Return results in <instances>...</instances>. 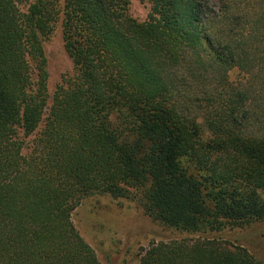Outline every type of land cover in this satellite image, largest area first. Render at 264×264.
Listing matches in <instances>:
<instances>
[{
    "label": "trees",
    "instance_id": "16d2710c",
    "mask_svg": "<svg viewBox=\"0 0 264 264\" xmlns=\"http://www.w3.org/2000/svg\"><path fill=\"white\" fill-rule=\"evenodd\" d=\"M24 1L0 0V264H100L72 222L95 194L202 235L139 264H260L203 234L264 220V0Z\"/></svg>",
    "mask_w": 264,
    "mask_h": 264
},
{
    "label": "rangeland",
    "instance_id": "374dc122",
    "mask_svg": "<svg viewBox=\"0 0 264 264\" xmlns=\"http://www.w3.org/2000/svg\"><path fill=\"white\" fill-rule=\"evenodd\" d=\"M28 2L30 0L24 1L23 9L27 8ZM128 2L133 18L138 21L148 18L151 5L147 1ZM44 46L49 63V92L52 98L57 86L73 72L72 60L64 48L60 22ZM241 77L242 74L237 69L230 72V79L233 81ZM33 139L34 136L26 139L28 147L32 145ZM72 222L94 250L100 264H139L141 254L153 243L202 237L201 234L187 233L154 221L132 198H116L105 194H95L83 199L72 213ZM203 237L217 238L231 246H242L257 262L264 264V220L203 234Z\"/></svg>",
    "mask_w": 264,
    "mask_h": 264
}]
</instances>
